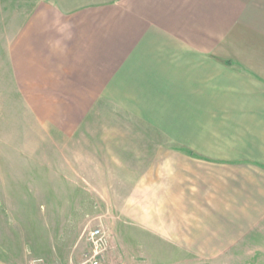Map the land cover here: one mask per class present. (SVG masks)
<instances>
[{"label": "crops", "instance_id": "crops-1", "mask_svg": "<svg viewBox=\"0 0 264 264\" xmlns=\"http://www.w3.org/2000/svg\"><path fill=\"white\" fill-rule=\"evenodd\" d=\"M13 41L19 83L167 124L142 250L264 264V0H39Z\"/></svg>", "mask_w": 264, "mask_h": 264}, {"label": "rangeland", "instance_id": "rangeland-1", "mask_svg": "<svg viewBox=\"0 0 264 264\" xmlns=\"http://www.w3.org/2000/svg\"><path fill=\"white\" fill-rule=\"evenodd\" d=\"M38 1L0 0V264H85L98 229L102 264H164V252L142 250L135 217L149 214L167 124L142 121L150 107L87 106L81 92L19 83L13 40Z\"/></svg>", "mask_w": 264, "mask_h": 264}, {"label": "built area", "instance_id": "built-area-1", "mask_svg": "<svg viewBox=\"0 0 264 264\" xmlns=\"http://www.w3.org/2000/svg\"><path fill=\"white\" fill-rule=\"evenodd\" d=\"M89 240L93 244L92 256L85 264H102L104 251L103 246L105 245V236L103 231L101 229L93 231Z\"/></svg>", "mask_w": 264, "mask_h": 264}]
</instances>
